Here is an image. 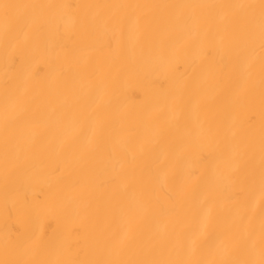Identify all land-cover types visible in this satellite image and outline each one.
Wrapping results in <instances>:
<instances>
[{
  "label": "bare ground",
  "instance_id": "6f19581e",
  "mask_svg": "<svg viewBox=\"0 0 264 264\" xmlns=\"http://www.w3.org/2000/svg\"><path fill=\"white\" fill-rule=\"evenodd\" d=\"M0 264H264V0H0Z\"/></svg>",
  "mask_w": 264,
  "mask_h": 264
}]
</instances>
